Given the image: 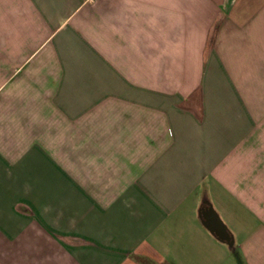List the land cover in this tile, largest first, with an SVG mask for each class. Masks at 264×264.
Listing matches in <instances>:
<instances>
[{"label":"crops","instance_id":"1","mask_svg":"<svg viewBox=\"0 0 264 264\" xmlns=\"http://www.w3.org/2000/svg\"><path fill=\"white\" fill-rule=\"evenodd\" d=\"M0 264H264V0H0Z\"/></svg>","mask_w":264,"mask_h":264}]
</instances>
